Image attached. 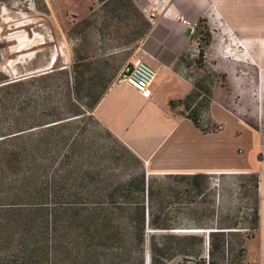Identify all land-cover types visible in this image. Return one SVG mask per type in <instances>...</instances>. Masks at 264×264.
<instances>
[{"label": "trees", "instance_id": "trees-1", "mask_svg": "<svg viewBox=\"0 0 264 264\" xmlns=\"http://www.w3.org/2000/svg\"><path fill=\"white\" fill-rule=\"evenodd\" d=\"M98 1L104 10L115 5L108 11L111 18L135 19L121 37L125 45L150 32V20L133 0ZM195 35L204 42L198 58L201 62L213 40L205 18H198ZM83 60L77 58L73 64L71 80L66 71L50 69L0 89L1 93L60 74L66 90L62 112L49 103L51 97H45L46 103L33 113L8 114L5 105L9 99L0 98V264H144L146 252L150 254L149 264H169L176 258L217 264L213 259L215 237L224 238L233 232L208 233V260L205 235L174 232L210 228L202 219L207 214L202 196L208 175H148L144 163L108 130L141 166L130 171L125 161L101 150L86 125L96 121L93 111L110 87L105 84L100 92L95 91L96 84L85 88L89 80L84 76L87 65ZM70 83L85 105L72 98ZM193 86L177 104L185 106L184 114L198 129L210 134L201 127L199 110L210 109L212 92L199 83ZM199 91L207 97L204 99ZM180 184H185L183 190ZM182 192L195 195L193 207L184 203ZM185 210L193 216L187 225L180 219ZM259 221L257 205L251 219L253 233L243 238L235 234L240 240L231 249L234 264H243L245 242L255 238ZM227 247L223 242L219 248L225 252Z\"/></svg>", "mask_w": 264, "mask_h": 264}, {"label": "rangeland", "instance_id": "rangeland-1", "mask_svg": "<svg viewBox=\"0 0 264 264\" xmlns=\"http://www.w3.org/2000/svg\"><path fill=\"white\" fill-rule=\"evenodd\" d=\"M133 1L147 18L150 15L151 19H148L152 25H158L163 14L166 15L174 8L178 10L181 30L197 25V20H189L188 15L205 18L203 0L195 8L185 0H168L167 5L160 0ZM114 6L109 5L104 10L98 0H0V89L20 78L43 75L50 71L51 61L55 59L56 63L50 69L57 73L66 71L71 80L73 64L77 58H83V64L87 65L84 76L89 82L85 88L96 84L95 91L100 92L105 84L110 88L114 86L123 64L138 49L145 50L143 40L146 38L144 36L133 44L125 45L121 37L130 25H134L135 19L125 21L111 18L108 11ZM183 21L187 23L183 24ZM137 23L141 24L139 20ZM224 31V34L222 29L216 32L215 43L222 41L219 49H216V44L212 47L211 43L205 48L201 62L198 58L203 38L200 35L193 36V33L186 38V47L179 60L184 77L212 92V110L200 108L199 115L201 127L214 134L211 153L214 173L207 174L205 196H202L207 209L202 219L210 228L185 229L180 232L187 233L189 230L205 235L204 253L207 260L211 245L208 242L209 231L204 230L233 232L224 238L215 237L213 259L217 264H234V251L231 249L240 240L235 234L243 238L253 233L250 230L253 209L261 202L260 187L263 184L264 168V53L252 52L237 38L235 31ZM126 47L127 51H123ZM116 49L121 52L106 56L109 51ZM70 86L72 98L80 105H85V101L76 95L74 83H70ZM199 93L204 99L207 97L204 92ZM65 96L63 76L60 74L0 93L1 99H9L5 105L8 114L33 113L37 107L46 103L45 97H51L49 103L52 102L53 107L62 112ZM201 99L198 102L201 103ZM86 130L94 136L101 150L125 161L126 169H139L141 165L129 156L124 146L110 136L97 120L87 124ZM184 188L185 184H180V189ZM182 197L184 203L193 207L192 203L196 200L194 194L187 196L186 192H182ZM197 199L200 201L201 197ZM190 212L185 210L180 215L186 225L193 219ZM223 242L228 246L225 252L219 248ZM245 250L243 264L261 263L264 256L263 234L256 233L253 240L246 241ZM144 259V264H148L149 252L145 253ZM169 264L195 263L193 259L183 262L176 258Z\"/></svg>", "mask_w": 264, "mask_h": 264}, {"label": "crops", "instance_id": "crops-1", "mask_svg": "<svg viewBox=\"0 0 264 264\" xmlns=\"http://www.w3.org/2000/svg\"><path fill=\"white\" fill-rule=\"evenodd\" d=\"M185 1L194 8L201 2ZM203 2L202 11L213 33L212 47L216 44L218 50L222 42L215 43L216 32L222 29L224 34V29H230L252 52L264 53V0ZM176 12L173 14L177 15ZM188 18L199 17L190 14ZM178 19L167 18L164 13L159 24L152 25L144 38L145 50L136 52L157 70L150 87L151 98L145 99L128 84L114 85L93 111L96 120L144 163L148 175L214 173L211 167L214 134H203L184 114L185 106L177 104L194 88L180 71L179 60L190 36L185 34L188 27L181 30ZM120 52L112 50L109 56ZM262 177L257 234L264 236V168ZM258 264H264V256Z\"/></svg>", "mask_w": 264, "mask_h": 264}, {"label": "built area", "instance_id": "built-area-1", "mask_svg": "<svg viewBox=\"0 0 264 264\" xmlns=\"http://www.w3.org/2000/svg\"><path fill=\"white\" fill-rule=\"evenodd\" d=\"M144 12H146V9L144 10ZM151 15L154 16V13H151ZM148 18L151 19L150 15H148ZM184 23H187V21H184ZM188 27L192 28L193 34L195 31V27ZM125 49L128 48L126 47ZM156 76L157 70L149 65L141 56L134 54L123 64L121 71L116 79L115 85L128 84L135 90H137L142 97H144L145 99H150L152 96L150 87L154 82Z\"/></svg>", "mask_w": 264, "mask_h": 264}, {"label": "bare ground", "instance_id": "bare-ground-1", "mask_svg": "<svg viewBox=\"0 0 264 264\" xmlns=\"http://www.w3.org/2000/svg\"><path fill=\"white\" fill-rule=\"evenodd\" d=\"M162 3H164V4H166L167 5V2H168V0H160ZM174 11V10H173ZM173 11L171 10L169 13H167L165 16L167 17V18H169V17H177V16H179V15H174L173 14ZM55 63H56V59H55V61H51V64H50V67H49V69L51 68V67H53L54 65H55ZM180 231H182V230H175L174 232H180ZM188 232H191V231H189V230H187ZM204 231H206V232H210V231H213V230H204ZM148 264H149V260H148Z\"/></svg>", "mask_w": 264, "mask_h": 264}, {"label": "water", "instance_id": "water-1", "mask_svg": "<svg viewBox=\"0 0 264 264\" xmlns=\"http://www.w3.org/2000/svg\"><path fill=\"white\" fill-rule=\"evenodd\" d=\"M185 34H186V36H191V34H192V28H191V27H188V28L186 29ZM49 70H50V69H49ZM45 73H46V72H45ZM42 74H44V73H42ZM30 76H32V75H30ZM22 78H24V77H22ZM19 80H21V78H20Z\"/></svg>", "mask_w": 264, "mask_h": 264}]
</instances>
